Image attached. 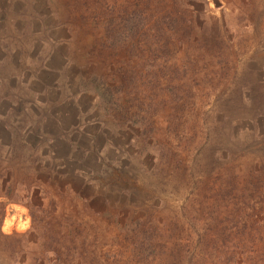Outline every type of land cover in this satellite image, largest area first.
<instances>
[{"label":"rangeland","instance_id":"obj_1","mask_svg":"<svg viewBox=\"0 0 264 264\" xmlns=\"http://www.w3.org/2000/svg\"><path fill=\"white\" fill-rule=\"evenodd\" d=\"M263 177L264 0H0V264H258Z\"/></svg>","mask_w":264,"mask_h":264},{"label":"trees","instance_id":"obj_2","mask_svg":"<svg viewBox=\"0 0 264 264\" xmlns=\"http://www.w3.org/2000/svg\"><path fill=\"white\" fill-rule=\"evenodd\" d=\"M181 17L182 16L179 15L176 18H180V20H182ZM176 18H173L170 15L167 16L165 18V20H163V26L173 24V23H179L176 21ZM111 30H112V28L109 25H107V27H105V34L108 33L107 31H111ZM125 38H127V37L121 36V40H123V39L125 40ZM97 80H98V82H97ZM76 84L78 86L82 87L81 91L85 90V91L95 93L97 95L98 100H100L102 102L104 101L106 103L111 104V102L114 98L115 92L113 89H116L114 87V85H110L107 82L100 81L98 76L93 75V76H89L87 78H76ZM74 126L75 125L71 124L70 128L72 129V128H74ZM67 127H68V125H67ZM60 136L62 137V140H61L62 143L64 141L66 144H69V146H72V144L75 146H78V148L82 149L81 154L82 155L85 154L86 150H84V146L81 143H83L82 141H84L83 138L86 139L87 136L80 134V133L76 136V138H73V136L67 137L66 135H60ZM89 139L92 140L93 139L92 136L91 137L89 136ZM61 141L58 140L57 142L60 143ZM259 180H261V177H258V181ZM261 186H262L261 189H260V186H258V189H260L258 191V195H260L262 197V199H264V177H263V181L261 182ZM96 197H98V196H96ZM95 199L96 198H94V200ZM262 216H263L261 218L262 221L260 222L261 224H258L259 226H261L258 229V234L261 236V238L264 235V215H262ZM259 221L260 220H258V222ZM261 250H262V248H261ZM261 250H259L260 252L258 251V264H264V250H262V252H261Z\"/></svg>","mask_w":264,"mask_h":264}]
</instances>
